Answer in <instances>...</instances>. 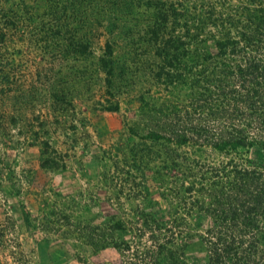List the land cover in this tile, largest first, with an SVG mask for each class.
<instances>
[{
	"label": "trees",
	"instance_id": "trees-1",
	"mask_svg": "<svg viewBox=\"0 0 264 264\" xmlns=\"http://www.w3.org/2000/svg\"><path fill=\"white\" fill-rule=\"evenodd\" d=\"M21 3L5 16L0 52L9 29L27 22L22 43H33L37 31L39 49L52 56H72L76 64L92 58L95 76L103 75L107 111H119L114 100L125 96L150 124L142 137L127 134L140 140L128 146L135 169L144 173L154 163L155 174L180 184L168 215L141 218L150 232L147 243L113 245L121 264H186L181 246L157 235L172 232L177 220L188 224L199 216L207 264L263 261L264 164L252 153L264 152V0ZM2 56L0 103L11 94L13 114L38 97L57 123V113L63 116L73 95L89 91L94 79L77 72L80 65L67 64L71 73L48 78L40 84L44 89L17 88Z\"/></svg>",
	"mask_w": 264,
	"mask_h": 264
},
{
	"label": "rangeland",
	"instance_id": "rangeland-1",
	"mask_svg": "<svg viewBox=\"0 0 264 264\" xmlns=\"http://www.w3.org/2000/svg\"><path fill=\"white\" fill-rule=\"evenodd\" d=\"M21 2L0 0V30ZM26 24L9 29L7 47L0 52L8 58L17 88H43L40 84L55 74L71 73L66 67L74 64L94 79L89 91L73 95L63 116L57 113V123L38 97L15 114L11 94L0 103V264H121L113 245L147 243L150 232L141 218L168 215L180 184L155 174L154 163L144 173L133 166L128 146L140 140L127 134L131 130L142 137L150 125L139 104L120 96L114 100L120 110L107 111L103 75L95 76L92 58L76 64L72 56H52L39 49L44 45L37 31L33 43H22ZM252 157L264 164V152L253 151ZM178 215L184 217L185 211ZM187 220L175 221L173 233L157 237L186 244L178 252L186 264H207L206 246L198 237L204 219Z\"/></svg>",
	"mask_w": 264,
	"mask_h": 264
}]
</instances>
